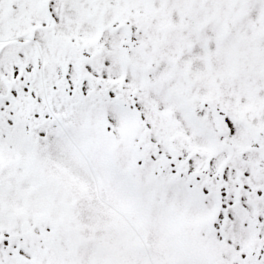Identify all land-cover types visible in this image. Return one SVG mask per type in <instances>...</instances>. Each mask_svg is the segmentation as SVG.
Returning <instances> with one entry per match:
<instances>
[{
    "label": "trees",
    "instance_id": "obj_1",
    "mask_svg": "<svg viewBox=\"0 0 264 264\" xmlns=\"http://www.w3.org/2000/svg\"><path fill=\"white\" fill-rule=\"evenodd\" d=\"M23 2L29 9L25 10L23 22L18 25L22 29L29 25L25 18L42 19L49 11L44 0ZM195 3L200 5L199 0ZM220 10L216 20L230 19V12L222 15ZM50 13L53 12L50 10ZM143 14L146 12H135L133 17L141 19ZM25 22L28 25L25 26ZM54 27V24L49 26V31ZM91 28L89 24L88 29ZM69 34H74V27L68 28L66 35ZM50 41L58 54L63 52L68 56L69 64L81 58L76 94L82 98L85 122L91 123L92 116L102 117L111 112L137 118L125 121L122 130L126 137L135 131L138 135L131 137L128 143L124 141L119 149H110V153L126 176H140L145 181L141 188L143 200L137 203V208L145 221L151 218L148 237L154 240V264H230L221 252L234 246L231 210L237 211L238 218L246 223L244 229L251 236L245 255L241 256L236 249L233 251L239 264H264V235L259 237L264 220L257 218V204L264 201V148L259 147L262 144L258 150H250L235 142L214 141L210 153L203 154L205 159L196 168L189 166L185 154L181 157L179 148L169 145L168 153H158L156 143L150 140V128L138 118L141 116L137 110L140 105L151 102L143 94L132 96V90L122 86L121 80L103 77L105 73L112 74V70L106 62L105 52L97 50L96 42L81 37L79 45L67 44L53 35ZM2 59L4 57L0 55ZM7 59L10 60L5 56V61ZM31 121L36 124L35 119ZM90 127V131L84 127L82 132L102 146H114L116 135L111 133L110 125L103 127L102 124L100 131L93 125ZM248 150L250 152L244 153ZM220 152L225 155L215 165L210 158ZM6 165L13 169L15 163L8 159ZM227 170L234 171V175L226 177ZM7 174L13 177L14 171L9 170ZM237 178L242 180L240 185L235 182ZM65 193L74 201L70 207L66 204L65 212L59 217L49 214L36 218L35 214L32 218L15 217L17 214L0 217V254L6 249L7 264H14V261L16 264H147V255L137 249L141 240L125 218L102 221L92 216L84 219L78 203L83 198L73 195L68 188ZM244 193L254 201L256 215L249 216L241 200ZM190 211L196 212L197 216L192 217Z\"/></svg>",
    "mask_w": 264,
    "mask_h": 264
},
{
    "label": "rangeland",
    "instance_id": "obj_2",
    "mask_svg": "<svg viewBox=\"0 0 264 264\" xmlns=\"http://www.w3.org/2000/svg\"><path fill=\"white\" fill-rule=\"evenodd\" d=\"M173 1L174 3L180 2V0ZM218 1L222 7L227 4L236 6L237 3L231 2L229 0ZM206 5L210 4L206 2L205 6ZM234 9V13H232L231 15V20L234 21L236 18H238L240 22L239 25H243L244 23L248 24L245 27L244 37H242L238 32L235 34L237 45L239 47V49L237 50V56L234 60L235 62H233V66H235V68L225 70L220 69V64L217 63V61H221L223 55L219 54L216 51V44L213 45V42L210 43V50L206 53L207 60L205 59V61L202 58L201 52L197 53V50H190L183 56L185 59L184 63H186L185 73L187 72L188 74L194 75L197 78V82L198 78L202 76L205 71L204 68L206 63H208L212 73L219 74V77L214 76L209 81V93L208 91L204 92L200 89V91L195 92L194 96H204L207 100H209V96L213 95L212 92L214 88L220 89L222 86H224L221 89L222 91L219 90V92L216 93V97L221 98L224 96L225 99L221 100L219 103L213 100V103L210 98L212 103L207 104L209 108H206V105L204 104V108L196 112L195 120L193 124L189 126L183 121V119H181L183 117L180 115V113H176L175 109H172L171 106H167L162 112L167 115V118H163L165 120L167 119L168 121H164L161 118L162 115L160 114V117H158V115L151 114L150 116H148L147 114L145 116V118L147 117L148 122H150V125H153V123H155V127H152L154 129L152 132V136L154 139L157 138L158 133H163L167 137H171L174 145H178L179 140H181V142L189 147L187 149L184 147V152L188 153V151H190L188 154L189 156L190 154L192 155L189 158V166L191 168L198 167L204 161L205 155L201 154L205 152L206 154L210 153L213 143L211 144V141L209 140L216 139L217 141L224 142L237 141L236 144H239L238 142H250V137L245 132L244 128L232 121L233 118L238 121L239 115L243 114L245 111L251 108V102H248L246 98L249 96L241 91L240 87H243V84L239 83V85L236 84V86L234 84V86L232 87L233 93L229 95L230 88H227V84L230 83V80L229 78L227 79L226 76L228 74H234V76L237 75V78L234 77L233 79V82L237 83L238 77L241 76L243 72L244 75L247 76V79L245 80L246 83L249 81L255 82V80H257L256 75L252 76V72H250L247 68L245 69L244 67V64L246 62H255L254 50L251 47H245L248 43H250V41L248 40H251V38H254L253 35L257 34V32H260V34H257V37L262 34L261 40H259L258 37L257 41L255 40L251 45L256 47L258 51H260L259 53L261 56H264V23L261 22V20L264 19V0H244V3L236 6ZM148 10H152L151 6L147 9V11ZM244 10H248L249 12L243 14ZM229 12V7H226L223 11L225 15ZM207 14L208 15H191L188 18V20H190L189 27H186L187 29L183 37L189 39L191 35L198 33L196 31L198 30V28L202 27L203 24H212L211 22L214 21L217 16L216 10L214 11L212 6H208ZM86 22H88V20ZM138 23H143V26H145L143 20L138 21ZM251 25L253 27H251ZM85 27L87 32H92V29H88V25H85ZM219 28L220 30H217V26L216 29H214V34H217L219 37L224 38V41L226 40L224 36H226L227 38L232 37L224 34L225 32L223 26L219 25ZM189 30H191L192 32L190 33ZM80 31V34L84 38L90 37L88 33L82 31V28L80 29ZM214 34L211 28L209 35H211L212 41ZM37 37L40 38H35V42L37 44H44L46 50H49V46L44 38L43 33H38ZM189 46L193 45L189 44ZM241 51L245 52L244 56ZM258 51L256 52L258 53ZM213 55L217 56V60H214V62L212 61ZM130 57L133 58L135 56L131 54ZM174 59L177 60V57H175ZM167 61L169 63H172L173 60L171 58H168ZM120 65L121 64H116V68H119V74L122 76V78L126 79V81L122 83V86H124L126 89H128V87L133 89L138 95H140L143 89L147 92H150V98L152 99L153 104L156 103V108L159 110L160 108L163 109L165 103L161 101V98H159L160 96H157V94L154 93L152 94V88L144 86L142 87L141 84H138V82H136L137 78L134 79V82L129 80L132 77L131 73L126 69H120ZM162 71L164 72H161L160 70V73H157L159 76L156 75L158 80L161 77L170 74L166 69H162ZM252 71L257 72L256 69ZM175 72H177V70H175ZM119 74L116 73L114 75L105 73L103 74V77L105 79L119 80ZM223 74L225 75L221 77V75ZM1 78L3 79V76L0 73V92L3 87H5L3 83L1 84ZM4 78H6V76H4ZM158 84L159 81L157 85ZM46 85H48L47 82ZM157 85H153V89L155 87L154 90L159 89ZM257 95L260 98H264V88L258 89ZM10 98V96H5L4 99L7 100V102H5V100H1L0 97V171L2 173H7L9 170H13L14 176L9 177L5 175L4 177H0V217H6L7 214H12L13 217L15 214H17V216L15 217L24 215L27 218H32L34 214L35 218L39 215L44 214H49L50 216H58L65 212L66 203L63 197L57 194V191L60 189L62 194H64L65 188H68L71 192L76 190L80 194L85 195L84 202L79 203V212L82 211L84 213L81 215V217H83L84 219L92 218L93 213L95 216H98L96 211L100 208L102 214L104 215V220H106L108 218V215L111 214V210L107 211L108 213L106 212V204L108 201L112 202V196H118V193L114 188L115 186H119L120 184L118 174L121 176V179L128 193H131V190L135 189V193L137 195L139 194V188L136 182L134 180H129V177L122 173L118 164L109 155L108 148H103L102 145L97 141H91L93 143V150L91 152L90 148L87 146V144L89 143H86L87 138L84 137L81 127H79L78 125L75 126L73 121L63 118V110L58 106L49 107L46 103V121L45 123H43L45 132L43 135H37V131L33 127L34 124L30 120L29 115H26L25 113V107L23 108L22 105H18L16 113L22 119L28 121L27 124L30 125L32 131L28 136H17L16 134H14L17 128L25 124L15 123L14 125H11L9 123V120H13V118H10L8 116V113L10 114L11 110L14 107V104L11 103ZM188 99L191 105L199 104V102H197L195 100L196 98L194 99V97L190 99V97L188 96ZM263 100L264 99H262V101ZM155 106H153L154 109ZM219 112L225 114L226 120L231 128L230 134L225 137H218L217 135H215L216 133L214 134L213 117ZM259 117L261 121L258 122L261 126L264 127V115ZM111 119H113L114 121L112 123L113 126L117 129L118 125L120 126V123L117 122L119 120H117V118L113 116H111ZM203 126L207 128V133L209 130L211 131V139L205 136V134L201 135L199 133L198 130L203 129ZM8 127L12 128L11 133H5L3 131L4 128ZM174 127L177 129H175ZM115 133L117 136H119L120 130L119 133L118 131H116ZM8 143L13 145L9 148L11 150L13 149L14 152L18 151V149L22 148L23 146L26 147L22 148L26 151L25 154H23L22 151L20 152L21 154H19L18 152L11 153L7 147ZM160 147L162 149V145H160ZM74 148H76L81 154L85 156L87 162H85L80 157V155L75 151ZM184 152L181 153V157L183 156ZM224 155V153L220 152L213 155L210 160L216 165L220 158L224 157ZM9 158L15 163L13 169L6 165V161ZM108 161L109 164L112 165V167L108 165ZM227 175L229 177H232L234 175V171L227 170L226 177ZM235 182L237 185H240L242 183V180L240 178H237ZM44 191L48 192V194L54 195L53 203L51 199H44ZM125 195L126 198L130 201L132 209L129 210L128 207H124V212L126 215H129L133 230L138 231L137 227L139 226L138 223L140 222V238L143 239V243L146 244L148 251H151L154 240L148 237L149 234L148 230L146 229H149L148 224L151 221V218L149 217L145 221L144 216L137 211L136 206H134V203L131 201L129 196L126 193ZM120 200H122V198H120ZM252 202L254 201L249 199V197H247V194L244 193L242 195V203L244 204V206H246L248 214L250 216L254 214ZM257 205L260 208L258 218H263L264 220V202L259 201ZM92 208L94 209V212ZM88 210L92 211L93 213L88 214ZM233 211L230 212V216L233 219L234 246H232L231 250L223 251L221 252V254L225 260L230 262V264H239V259L236 258V255L235 253H233V251H235L234 249H240L241 251L244 250L241 248L245 246L249 236L247 231L243 228L244 222L238 218L239 216L237 212ZM153 216L155 217V215ZM149 231H151V229H149ZM262 235H264V221L260 232V236ZM240 254L245 255L246 251ZM194 257L195 256H193L190 260H192ZM147 264L150 263L147 262Z\"/></svg>",
    "mask_w": 264,
    "mask_h": 264
},
{
    "label": "water",
    "instance_id": "obj_3",
    "mask_svg": "<svg viewBox=\"0 0 264 264\" xmlns=\"http://www.w3.org/2000/svg\"><path fill=\"white\" fill-rule=\"evenodd\" d=\"M216 120L219 122V126L223 130V133H228V130L225 127V124L223 123V121H221L222 120V116L221 115L217 116Z\"/></svg>",
    "mask_w": 264,
    "mask_h": 264
}]
</instances>
